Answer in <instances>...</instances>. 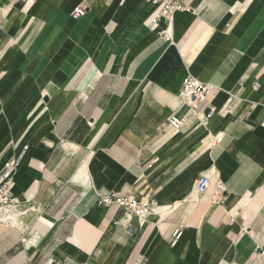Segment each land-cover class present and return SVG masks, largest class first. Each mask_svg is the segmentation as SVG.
I'll return each instance as SVG.
<instances>
[{"label":"crops","instance_id":"obj_1","mask_svg":"<svg viewBox=\"0 0 264 264\" xmlns=\"http://www.w3.org/2000/svg\"><path fill=\"white\" fill-rule=\"evenodd\" d=\"M178 1L0 0V172L27 146L0 264H264V0ZM109 194L153 210L126 227Z\"/></svg>","mask_w":264,"mask_h":264},{"label":"built area","instance_id":"obj_2","mask_svg":"<svg viewBox=\"0 0 264 264\" xmlns=\"http://www.w3.org/2000/svg\"><path fill=\"white\" fill-rule=\"evenodd\" d=\"M154 2L156 0H153ZM163 5L159 12V19L169 20L172 14L181 8L178 0H162ZM85 15V8L82 6L76 7L70 16L72 19L76 20ZM257 87V82L254 83ZM215 87L208 83H202L194 78H187L184 80L181 91L178 96L177 105L178 107H186L188 109V114H195L200 119H205L207 115H202L200 112L196 111V108L200 104L207 102L208 97L214 91ZM184 124V120L176 115H172L168 121L167 126L170 130L177 131L181 129ZM219 140V139H217ZM27 146L22 148V153L17 157L8 160L0 172V223L8 222L12 218V212L14 206V201L11 197L10 190L12 187V180L15 168L19 164L22 154L26 151ZM209 186V181L205 176H199L196 181V191L198 194H202L206 191ZM216 195L218 197L222 196L225 189L222 184L217 183L215 186ZM102 204L105 205H115L123 210V217L119 224L126 227L130 225L132 220H142L147 217L153 210V202L146 196H132L125 195L121 197H114L113 194H109L102 198ZM182 235L180 228H175L170 237V245L175 246Z\"/></svg>","mask_w":264,"mask_h":264}]
</instances>
